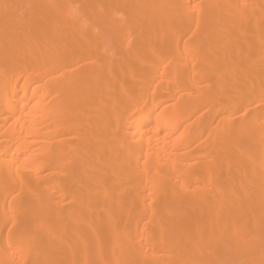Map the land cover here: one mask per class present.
<instances>
[{"label": "bare ground", "instance_id": "6f19581e", "mask_svg": "<svg viewBox=\"0 0 264 264\" xmlns=\"http://www.w3.org/2000/svg\"><path fill=\"white\" fill-rule=\"evenodd\" d=\"M0 59V264H264V0H0Z\"/></svg>", "mask_w": 264, "mask_h": 264}, {"label": "rangeland", "instance_id": "374dc122", "mask_svg": "<svg viewBox=\"0 0 264 264\" xmlns=\"http://www.w3.org/2000/svg\"><path fill=\"white\" fill-rule=\"evenodd\" d=\"M184 28H185V27H183V29H184ZM0 62H3V61L0 59ZM52 89H54V86H51V87H50V90H52ZM214 89H215V87L211 88L210 90L206 91L205 93H207L208 96H211V95L213 94ZM237 98H239V97H237ZM240 101H242V97H241ZM242 107H243V106H242ZM242 107H241V108H242ZM252 107H253V106H252ZM250 108H251V107H248V108H246V109H250ZM257 110H258V109H256V111H257ZM238 111H239L238 113H240V112L245 111V109L242 108L241 110H238ZM238 113H237V114H238ZM237 114H236V115H237ZM263 114H264V112H263ZM263 114H262V115H263ZM216 120H217V119H216ZM194 133H195V132H192V133L190 134V136L193 135ZM186 139H187V138H186ZM186 139H185V140H186ZM202 139H203V138H202ZM199 141H201V139H199V140L195 143V145L198 144ZM191 146H194V145H191ZM255 147H256L255 145H252V148H251V149L253 150ZM189 150H190V149H189V147H188V148H186L185 151L188 152ZM182 151H184V150H181V152H182ZM189 157H190L189 155H186L183 159H188ZM205 159H207V157H203V156H202V157H198V158L196 159V161H201V160L203 161V160H205ZM144 223H145V221H143V223H142V225H141V226L143 227V230L146 229V226H145ZM143 232H145V231H143ZM122 234H123V233H121L120 236H122ZM115 261H116V259H113V260H111L109 263L112 264V263H114Z\"/></svg>", "mask_w": 264, "mask_h": 264}]
</instances>
